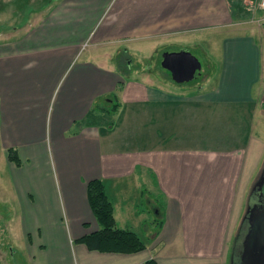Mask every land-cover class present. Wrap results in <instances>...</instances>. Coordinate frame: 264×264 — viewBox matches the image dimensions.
<instances>
[{"label": "crops", "instance_id": "0c3cea01", "mask_svg": "<svg viewBox=\"0 0 264 264\" xmlns=\"http://www.w3.org/2000/svg\"><path fill=\"white\" fill-rule=\"evenodd\" d=\"M236 6L55 0L33 25L0 34V165L31 264H228L264 145L262 30L256 37L237 22ZM214 34L219 72L198 92L131 79L115 62L121 50ZM9 148L20 167L7 160ZM95 179L117 228L141 239L134 226L149 225L139 229L153 235L141 239L145 250L101 253L74 243L99 229L86 193ZM144 183L159 199L153 218L138 203ZM131 187L138 199L127 195Z\"/></svg>", "mask_w": 264, "mask_h": 264}, {"label": "rangeland", "instance_id": "374dc122", "mask_svg": "<svg viewBox=\"0 0 264 264\" xmlns=\"http://www.w3.org/2000/svg\"><path fill=\"white\" fill-rule=\"evenodd\" d=\"M53 1L55 0H0V34L10 35L33 25ZM232 1H235L237 5V22H246L250 28L248 32L253 33L256 37H258V30H262L260 39L264 55V10L260 8L259 1ZM219 40V37L214 34L207 35L206 42L183 39L172 43H162L153 50H144L148 45L136 51L129 49L124 52L121 50V53L115 57V62L119 70L131 79L142 81L149 79L154 84L162 86L164 90L175 92L182 90L194 93L214 85L215 75L218 74L220 66V58L217 56L220 48L216 47ZM181 50L187 51L197 58L201 63V69L192 81L176 84L161 67V60L163 53ZM106 105L104 102L103 106ZM105 117L109 119L110 115ZM132 182L130 181L128 184L132 185ZM143 187L144 195L138 203L141 210L145 211L144 218H153L156 214L153 212H160L159 199L155 195L156 188L149 187L147 183H144ZM127 195L131 196L133 200L139 197L138 195L136 197L132 187ZM20 211L10 181L9 170L0 165V264H31V256L25 246L19 219ZM143 225L145 227L142 228L148 230L147 226L149 225ZM134 227L142 236L141 239L149 244L151 233L142 234L139 224ZM140 228L141 230H139ZM151 236L153 237L152 234ZM228 264H264V145L256 171L248 182L239 223L230 244Z\"/></svg>", "mask_w": 264, "mask_h": 264}, {"label": "trees", "instance_id": "16d2710c", "mask_svg": "<svg viewBox=\"0 0 264 264\" xmlns=\"http://www.w3.org/2000/svg\"><path fill=\"white\" fill-rule=\"evenodd\" d=\"M117 108V103H114L109 111L116 112ZM6 154L9 162L13 163L16 167L21 166V160L15 149H7ZM86 193L88 205L99 229L75 240L74 243L83 244L89 251L101 253L133 254L145 250V243L136 233L117 228L113 205L106 195L105 187L101 180L95 179L89 181L87 183ZM144 264H156V262L150 259Z\"/></svg>", "mask_w": 264, "mask_h": 264}, {"label": "water", "instance_id": "95a60500", "mask_svg": "<svg viewBox=\"0 0 264 264\" xmlns=\"http://www.w3.org/2000/svg\"><path fill=\"white\" fill-rule=\"evenodd\" d=\"M161 67L176 84L192 81L201 69V63L189 52H165L162 54Z\"/></svg>", "mask_w": 264, "mask_h": 264}, {"label": "built area", "instance_id": "2783aa9c", "mask_svg": "<svg viewBox=\"0 0 264 264\" xmlns=\"http://www.w3.org/2000/svg\"><path fill=\"white\" fill-rule=\"evenodd\" d=\"M259 1V6L262 10H264V0H258Z\"/></svg>", "mask_w": 264, "mask_h": 264}]
</instances>
